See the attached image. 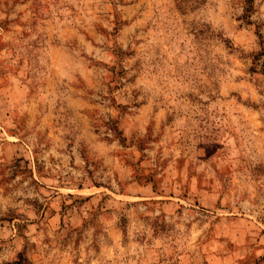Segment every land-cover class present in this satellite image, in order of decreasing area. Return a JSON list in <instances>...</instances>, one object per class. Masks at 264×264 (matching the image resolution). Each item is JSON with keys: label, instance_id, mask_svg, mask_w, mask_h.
<instances>
[{"label": "rangeland", "instance_id": "obj_1", "mask_svg": "<svg viewBox=\"0 0 264 264\" xmlns=\"http://www.w3.org/2000/svg\"><path fill=\"white\" fill-rule=\"evenodd\" d=\"M0 264H264V0H0Z\"/></svg>", "mask_w": 264, "mask_h": 264}]
</instances>
